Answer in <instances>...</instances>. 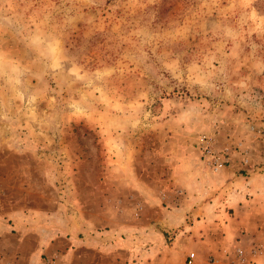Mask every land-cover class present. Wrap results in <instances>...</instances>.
<instances>
[{"label":"rangeland","instance_id":"374dc122","mask_svg":"<svg viewBox=\"0 0 264 264\" xmlns=\"http://www.w3.org/2000/svg\"><path fill=\"white\" fill-rule=\"evenodd\" d=\"M230 164L264 173V0H0V226L46 229L45 264H264V202L204 237L121 230L137 186Z\"/></svg>","mask_w":264,"mask_h":264},{"label":"crops","instance_id":"0c3cea01","mask_svg":"<svg viewBox=\"0 0 264 264\" xmlns=\"http://www.w3.org/2000/svg\"><path fill=\"white\" fill-rule=\"evenodd\" d=\"M220 167L223 166H219V170L218 168L212 169L216 171L212 174L218 177V181L208 185V187L206 185L198 187L196 183L191 185L186 179L181 178V172L179 171L176 182L174 184L170 183V186L166 187L168 191L164 194L168 195L167 197L160 194V192H163L160 191L161 187L137 186L136 189L140 191L142 196H145V201L141 200V197L136 201L139 205L135 214L138 224L132 226L129 231H127V228L121 230L126 233L138 231L143 235L156 236L183 226L185 232H187L192 230L193 227L186 226V220L194 219L197 222V228L203 226L204 229L203 234L200 230L196 234L204 237L207 231L206 228H208V225H204L205 221L209 219L219 220V223H214L216 224L215 227L217 226L219 230L225 227L228 228L230 221L237 218V212L244 204L264 202V173L251 172L248 177H241L236 173L237 167L234 164H230L225 169H220ZM206 171L208 170L203 172ZM149 191L153 195L150 196ZM166 198H168V205L172 206L169 211L163 210L161 207V202H164ZM241 200L244 201V204ZM149 210L152 211L151 215H149ZM145 220L147 222H144ZM29 221H31V215ZM28 224L29 226L25 227V230L21 233H18V231L12 233V228L0 226V264H45L41 255L48 247L49 235L46 232L47 230L42 227L34 228L30 223ZM197 228L196 230H198ZM185 232H180V234L186 235ZM186 238L188 237L186 236ZM93 240L94 238L79 241V239L73 237L70 244L72 246L74 244H77L76 246L84 244L88 246ZM204 240H200L192 246L188 244L186 251L190 249L200 250L203 247L200 243H203ZM179 241H181V235L176 236L170 250L177 248L181 254H184L185 246L180 244ZM28 245L31 248L25 251L24 248ZM156 251V246H152V252ZM212 251L210 249L209 252Z\"/></svg>","mask_w":264,"mask_h":264},{"label":"built area","instance_id":"2783aa9c","mask_svg":"<svg viewBox=\"0 0 264 264\" xmlns=\"http://www.w3.org/2000/svg\"><path fill=\"white\" fill-rule=\"evenodd\" d=\"M206 153L205 154H209L210 153V149H205ZM196 256L194 253H189L187 256H186V259H185V263L184 264H196ZM208 264H219L218 261L216 260H213V261H209Z\"/></svg>","mask_w":264,"mask_h":264}]
</instances>
